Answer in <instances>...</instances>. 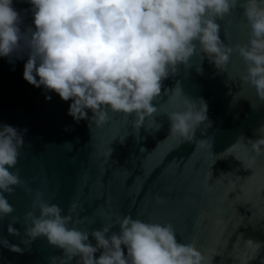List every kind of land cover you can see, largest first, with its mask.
<instances>
[{
  "label": "water",
  "instance_id": "95a60500",
  "mask_svg": "<svg viewBox=\"0 0 264 264\" xmlns=\"http://www.w3.org/2000/svg\"><path fill=\"white\" fill-rule=\"evenodd\" d=\"M13 7L21 12V30H26L32 24L31 13L25 11L30 5L13 0ZM241 12L237 8L219 22L226 44L247 41ZM26 60V55L19 60L0 57V125L27 129L16 165L24 187L5 193L14 212L0 220V239L24 251L17 254L0 245V264H50L53 256L63 258L62 250L43 237L21 243L23 217L32 210L36 192L63 209L62 214L70 203H78L80 218H87L81 229L91 231L110 218L128 215L170 224L178 242L195 243L210 264H264V156L253 159L248 144L261 135L256 130L264 125V103L253 88L241 85L245 66L238 56L231 58L226 73L194 57L191 68L181 66L177 75L164 81V88L172 89L178 82L187 98L207 104L211 126L202 124L195 137L209 141L202 147L196 140L179 143L170 137L163 115L155 117L163 125L159 132L149 134L141 128L139 138L131 128L132 117L126 124L122 116L111 113L108 123L90 130L87 121L77 123L67 115L71 101L23 79ZM154 103L161 113L182 110L179 99L171 92L164 95L163 89ZM145 127L151 131L154 125L146 121ZM125 135L121 144L119 138ZM240 137L245 139L237 143ZM12 217L19 221L14 227L20 236L7 232ZM249 240L261 247L255 249ZM90 242L95 244L91 237Z\"/></svg>",
  "mask_w": 264,
  "mask_h": 264
},
{
  "label": "clouds",
  "instance_id": "9594fccd",
  "mask_svg": "<svg viewBox=\"0 0 264 264\" xmlns=\"http://www.w3.org/2000/svg\"><path fill=\"white\" fill-rule=\"evenodd\" d=\"M25 2L30 5L25 11L31 13L32 24L22 31L21 12L13 7V0H0V57L19 60L26 55L23 79L45 92H54L62 101H71L67 115L77 123L87 121L90 130L108 123L111 113L122 116L126 124L132 117L131 128L139 138L141 128L149 134L159 132L163 125L155 117L163 115L170 137L179 143L196 140L202 124L211 126L207 104L187 98L178 82L172 89L164 88V81L177 75L181 66H193L194 57L200 64L207 59L217 73H226L231 58L238 56L245 66L239 76L241 85L253 88L264 103V0ZM237 8L242 9L240 15L248 28L247 41L226 44L219 22ZM196 70L202 73V68ZM162 89L164 95L171 92L179 99L182 110H158L154 102ZM251 107L255 109L253 104ZM146 121L154 125L151 131L145 127ZM26 131L0 125V220L14 212L5 193L12 195L16 187H24L16 165ZM256 133L261 135L248 140L253 159L264 156V125ZM127 137L119 142L124 143ZM196 142L201 147L209 143L207 139ZM66 145L70 151L71 145ZM25 191L30 193L31 189L25 187ZM80 207L70 203L67 214H62L63 209L36 192L32 210L23 217L25 239L21 243L29 245L43 237L50 246L62 250L63 258L53 256L50 264L57 259L61 264L74 260L75 264H210L195 243L178 242L170 224L146 223L125 215L89 231L80 227L87 219L80 218ZM18 222L12 217L7 226L9 235L20 236L14 227ZM248 243L255 249L261 247L260 242ZM0 245L13 253L24 251L5 239H0Z\"/></svg>",
  "mask_w": 264,
  "mask_h": 264
}]
</instances>
